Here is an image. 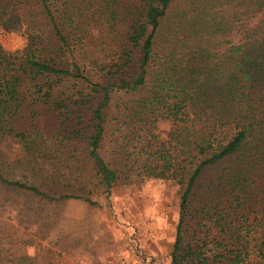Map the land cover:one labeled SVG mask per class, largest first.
I'll return each instance as SVG.
<instances>
[{
	"label": "trees",
	"instance_id": "obj_1",
	"mask_svg": "<svg viewBox=\"0 0 264 264\" xmlns=\"http://www.w3.org/2000/svg\"><path fill=\"white\" fill-rule=\"evenodd\" d=\"M178 1L143 0L140 6L133 1L123 7L129 25L103 85L86 78L78 65L74 72L61 58L74 43L57 23V0H0V36L17 23L13 18H21L23 8L38 11L36 20L22 24L28 31L23 49L7 51L0 43V143L15 139L29 154L27 162L40 161L36 155L43 142L38 138L46 132L64 155L54 171L40 170L41 177L32 167L31 182L28 176L23 177L27 181L11 180L2 173L0 181L28 200L74 199L92 205L95 191L110 194L121 180L174 182L181 202L170 264H253L252 251L264 248V212L252 219L264 194V175L261 184L256 177L264 173V0L241 3L249 14L263 15L257 26H247L253 35L229 50L232 68L215 70L213 77L192 68L150 74L161 24ZM220 1L225 7L240 4ZM62 2L64 11L70 9V0ZM198 6L193 0L189 13ZM223 15L213 17L221 24L217 34L231 32L232 25L239 28L234 21L242 13L230 26ZM70 20L68 28L74 26ZM49 27L55 43L45 41ZM114 91L131 96L118 115L111 113ZM164 120L171 124L169 143L159 131ZM109 134L115 137L119 165L101 153ZM141 158L144 165L130 164ZM81 164H91L95 175L89 179L79 168L75 177L70 165ZM9 251L0 249V264Z\"/></svg>",
	"mask_w": 264,
	"mask_h": 264
},
{
	"label": "rangeland",
	"instance_id": "obj_2",
	"mask_svg": "<svg viewBox=\"0 0 264 264\" xmlns=\"http://www.w3.org/2000/svg\"><path fill=\"white\" fill-rule=\"evenodd\" d=\"M133 1L139 2V6L143 3V0H70V9L64 11L62 0H57L59 6L53 9L54 13L61 14L57 23L74 43L72 51L61 56L70 64L69 68L75 72L73 68L78 65L80 72L93 83H106L108 68L117 59L118 48L129 25L123 7ZM192 1L179 0L169 9L168 17L161 24L150 74L162 71L161 74L172 75L181 68H192L204 77L207 74L213 77L215 70L232 68L229 50L253 35L247 26L250 22L257 26L263 15L249 14L251 9L241 7L243 0L231 7H225L220 0H198L199 10L189 13ZM50 7L52 9V3ZM23 9L25 13H21V18H13L17 23L11 25L10 31L1 32L0 43L7 51L25 47L28 31L22 24L36 20L37 8ZM185 13L187 16L182 19ZM218 13H224L229 26L233 17L242 13L239 20L234 21L239 28L233 29L232 25L231 32L224 30L217 34L221 24L218 26L213 17ZM69 19L74 26L68 28ZM20 25L22 27L18 28ZM222 27L224 29V24ZM51 30V27L46 29V43H55ZM135 51L136 59L140 60L142 51ZM113 96L111 113L118 115V107L131 96L116 91ZM195 117L192 115L193 119ZM159 131L163 133V141L171 142L169 120L159 124ZM114 140L109 134L101 153L108 163L119 165ZM40 142H43L39 147L40 156L36 155L40 161L27 162L30 156L22 144L5 138L0 143V173L11 180L27 181L23 177L28 176L31 182L32 167L38 174L36 178L41 177L40 170L54 171L64 155L59 154L48 133L38 138ZM143 161L141 158L140 162L130 164L144 165ZM70 167L75 177L81 174L90 179L95 175L91 164ZM79 168L83 171L77 175ZM262 175L263 171L256 175L260 184ZM90 198L95 205L74 199L61 202L28 200L21 191L10 189L0 181V249L10 250L8 254H11L4 259V264H16L21 258H24L22 264H170L180 216V188L176 183L132 177L126 182L119 181L110 194L95 191ZM263 198L251 211L252 219L261 218ZM260 253L264 256V248L252 251L253 264H264Z\"/></svg>",
	"mask_w": 264,
	"mask_h": 264
}]
</instances>
